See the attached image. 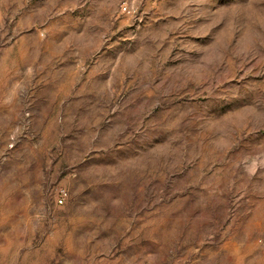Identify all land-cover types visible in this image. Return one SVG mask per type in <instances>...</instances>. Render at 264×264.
Returning a JSON list of instances; mask_svg holds the SVG:
<instances>
[{"label":"rangeland","instance_id":"374dc122","mask_svg":"<svg viewBox=\"0 0 264 264\" xmlns=\"http://www.w3.org/2000/svg\"><path fill=\"white\" fill-rule=\"evenodd\" d=\"M0 264H264V0H0Z\"/></svg>","mask_w":264,"mask_h":264},{"label":"built area","instance_id":"2783aa9c","mask_svg":"<svg viewBox=\"0 0 264 264\" xmlns=\"http://www.w3.org/2000/svg\"><path fill=\"white\" fill-rule=\"evenodd\" d=\"M124 9H126L125 6H124ZM58 201H59L60 203H62V202H63V198L60 196Z\"/></svg>","mask_w":264,"mask_h":264}]
</instances>
